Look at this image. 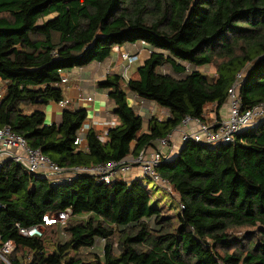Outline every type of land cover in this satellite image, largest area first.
Instances as JSON below:
<instances>
[{"label":"trees","instance_id":"obj_1","mask_svg":"<svg viewBox=\"0 0 264 264\" xmlns=\"http://www.w3.org/2000/svg\"><path fill=\"white\" fill-rule=\"evenodd\" d=\"M127 44L148 57L128 79L117 71L98 82L119 118L105 140L81 133L86 109L65 108L47 123V105L66 96L63 71L104 62ZM239 73L243 108L264 103V0H0V129L10 126L65 168L138 157L185 116L205 121L208 105L219 117ZM131 94L169 115L148 118L144 131ZM158 171L171 184L174 214L152 201L146 177L108 184L78 174L53 184L7 159L0 264H264V119L230 143L186 140ZM65 211L52 251L43 236L20 232ZM8 241L13 253L3 252Z\"/></svg>","mask_w":264,"mask_h":264},{"label":"built area","instance_id":"obj_2","mask_svg":"<svg viewBox=\"0 0 264 264\" xmlns=\"http://www.w3.org/2000/svg\"><path fill=\"white\" fill-rule=\"evenodd\" d=\"M142 43L144 44V42ZM145 52L148 54V50H145ZM120 55L123 60L121 63H124L121 75L125 79H128V69L137 62L141 63L144 53L141 50L137 53L122 51ZM114 70L115 67L110 66L108 74ZM243 77V73H239L235 83L228 91V99L226 101L228 113L226 117L217 119L214 123L202 121L199 118H193L188 115L182 119L180 126H185V129L180 134L182 143L189 139L208 145L230 143L234 140L236 134L254 126L260 120L264 119V103L246 109L243 108L239 94ZM62 81L63 83H67L68 78L64 77ZM2 96L3 94L0 95V98ZM89 100H91V98H89ZM69 102L70 99H64L58 104L64 108ZM89 129V125L85 123L80 131L81 133H85ZM175 131L167 137L157 139V146L153 144L148 146L138 157H132L130 160L124 159L121 161L101 162L92 167L75 166L65 168L44 154L40 148L31 147L22 135H19L10 126L6 125L0 129V169L7 159H12L22 164L25 170L46 177L53 184L71 180L78 174L95 175L98 177L99 181L109 184L117 178L124 177L134 166H138L144 177L149 178L156 185L163 186V188L165 187L173 193L169 180L159 173L158 167L162 161L172 156ZM102 139L104 140L105 136H102ZM76 144L83 146L84 138L79 137L76 140ZM167 149H169V152ZM182 208H184V205H182ZM69 216V211L45 216L44 224L29 228H20V232L31 237H42L44 235L43 228L45 226L64 225ZM13 247L14 243L8 241L3 247V252L12 253ZM1 256L4 259L2 254Z\"/></svg>","mask_w":264,"mask_h":264},{"label":"crops","instance_id":"obj_3","mask_svg":"<svg viewBox=\"0 0 264 264\" xmlns=\"http://www.w3.org/2000/svg\"><path fill=\"white\" fill-rule=\"evenodd\" d=\"M134 48L135 47H132L130 44L124 46H116L111 57L104 62H94L84 67H75L63 71L62 73L65 75V77L68 78V82L66 83L67 87L65 99H70V102L64 108L61 107L57 102H51L50 104H48L45 108L47 123H53L59 120L65 108H71L73 110L86 109L88 111V119L86 120V124L89 125L90 129H94L98 131L100 135L105 136L106 139L109 129L119 123V118L111 112L113 103L109 99L108 90L99 88L98 82L106 78L110 66L115 67V70L113 72L118 71L121 73L124 63H121L123 60L121 59L120 53L122 51L134 53ZM141 51L144 53V56L140 64H142L148 57V54L145 52L144 48H142ZM140 64H138V66ZM133 65H131V67L127 71V78L132 76V74L135 72V70H131ZM4 90V83L0 79V95L3 94ZM89 98H91V100H89ZM140 99L141 98L136 94H131L128 97L129 103L136 109V105L138 104L137 100ZM131 101H133V104ZM146 104L148 105V103ZM215 108V104H213L212 109L207 108L205 112L206 122L214 123L217 119L227 116L228 105L226 103L221 107L219 117L216 116V112L214 111ZM161 112L166 113L165 117L169 115L167 108H163ZM152 116H157L159 117V119L165 118L160 117V115L156 113H153L151 114V116H149V119ZM176 129L177 130L174 133V153H172L173 156L179 152L182 146L180 134L185 129V126H179ZM153 145L155 144L153 143ZM167 151L169 152V149H167ZM132 157L133 156H129L126 158V160H130L132 159ZM142 177H144V175L141 169L138 166H134L128 173L125 174L124 177H121V179L130 182L136 178Z\"/></svg>","mask_w":264,"mask_h":264},{"label":"rangeland","instance_id":"obj_4","mask_svg":"<svg viewBox=\"0 0 264 264\" xmlns=\"http://www.w3.org/2000/svg\"><path fill=\"white\" fill-rule=\"evenodd\" d=\"M139 47L141 46V43L140 44H137ZM132 47H134L133 45H131ZM134 52H136L138 50V48H134ZM138 64H140L139 62L136 63V65H133L132 67V71L133 70H136L138 68ZM169 68L167 67H164V70H168ZM204 71L206 73H208L209 75H215V69L214 67L210 66V67H205L204 68ZM131 98V97H130ZM138 101V104L136 105L137 106V109L136 111H139L141 112L140 114L143 115V118H144V131L147 130V119L149 118V116H151V114L153 113H156L158 115H160V117H165L166 116V113L165 112H161L163 108H166L165 106L161 105V104H157V102L155 103V101H150V100H144V99H140V100H137ZM132 104H133V101H131ZM148 103V105L146 103ZM153 103V104H151ZM208 109H212L213 108V105H208L207 106ZM156 146L158 145L157 142L154 143ZM177 154V153H176ZM147 184L149 186V189L151 191V197H152V201H156L158 203V205L162 206V207H165V212L167 214H174L176 213L178 210L175 209V208H172L171 207V202L174 201L173 200V195L171 194V191L168 190L167 188H163V186H160V185H156L153 181L151 180H147ZM70 217V216H69ZM69 219V218H68ZM67 222V221H66ZM66 224V223H65ZM64 225L60 226V225H52V226H45L43 229H44V235H43V238L44 240L47 242V246H48V249L50 251L53 250V244L52 243H55L57 242L62 236V229H60L61 227H63ZM98 251H102V247L100 248H97ZM15 251V247H13V251L12 253ZM89 251L87 252H83V253H88ZM0 258H3L1 256V253H0Z\"/></svg>","mask_w":264,"mask_h":264},{"label":"clouds","instance_id":"obj_5","mask_svg":"<svg viewBox=\"0 0 264 264\" xmlns=\"http://www.w3.org/2000/svg\"><path fill=\"white\" fill-rule=\"evenodd\" d=\"M175 130H176V129H175ZM175 130H174V131H175ZM174 131H173V132H174ZM182 145H183V143H182ZM181 147H182V146H181ZM180 149H181V148H180ZM173 153H174V152H173ZM172 156H173V155H172Z\"/></svg>","mask_w":264,"mask_h":264}]
</instances>
